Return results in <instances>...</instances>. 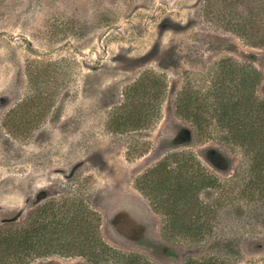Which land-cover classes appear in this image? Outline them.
Segmentation results:
<instances>
[{
  "label": "rangeland",
  "instance_id": "rangeland-1",
  "mask_svg": "<svg viewBox=\"0 0 264 264\" xmlns=\"http://www.w3.org/2000/svg\"><path fill=\"white\" fill-rule=\"evenodd\" d=\"M208 4L0 0V223H23L49 201L82 199L100 214L108 244L152 264H264V207L234 202L218 210L205 234L191 238L167 231L138 185L177 150L193 152L222 180L242 161L217 129L199 140L176 112L180 90L204 89L224 57L257 64L264 98V44L227 30ZM155 77L165 87L159 114L145 127L115 129L113 113L126 88ZM217 192L201 197L211 201ZM31 264L90 262L53 254Z\"/></svg>",
  "mask_w": 264,
  "mask_h": 264
},
{
  "label": "trees",
  "instance_id": "trees-1",
  "mask_svg": "<svg viewBox=\"0 0 264 264\" xmlns=\"http://www.w3.org/2000/svg\"><path fill=\"white\" fill-rule=\"evenodd\" d=\"M207 1L214 11L218 8L214 18L227 30L250 43L264 44V0H257L262 4L256 9L245 5L240 11L231 6L238 0ZM211 74L204 89L189 85L180 90L176 112L191 123L195 138H210L217 129L221 140L242 153L234 174L222 180L193 152L177 150L149 169L138 183L161 215L164 228L191 238L205 234L218 210H229L234 202L264 207V98L258 94L263 74L254 61L232 57L217 61ZM160 80L139 78L126 88L123 103L113 113L115 129L116 125L120 131L145 127L159 114L165 90ZM209 190L218 191L211 201L201 197ZM100 223V214L82 199L49 201L33 209L23 223H0V264H31L53 254L80 255L90 264H152L141 253L108 244Z\"/></svg>",
  "mask_w": 264,
  "mask_h": 264
}]
</instances>
